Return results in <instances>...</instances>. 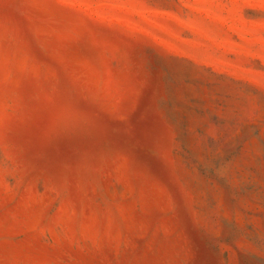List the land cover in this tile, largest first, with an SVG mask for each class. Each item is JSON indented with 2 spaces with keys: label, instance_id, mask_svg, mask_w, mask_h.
<instances>
[{
  "label": "rangeland",
  "instance_id": "374dc122",
  "mask_svg": "<svg viewBox=\"0 0 264 264\" xmlns=\"http://www.w3.org/2000/svg\"><path fill=\"white\" fill-rule=\"evenodd\" d=\"M0 264H264V0H0Z\"/></svg>",
  "mask_w": 264,
  "mask_h": 264
}]
</instances>
